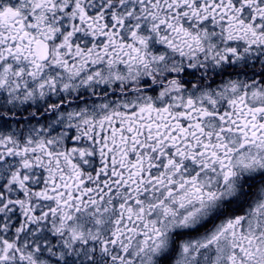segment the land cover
<instances>
[{
  "label": "snow or ice",
  "instance_id": "obj_1",
  "mask_svg": "<svg viewBox=\"0 0 264 264\" xmlns=\"http://www.w3.org/2000/svg\"><path fill=\"white\" fill-rule=\"evenodd\" d=\"M0 264H264V0H0Z\"/></svg>",
  "mask_w": 264,
  "mask_h": 264
}]
</instances>
